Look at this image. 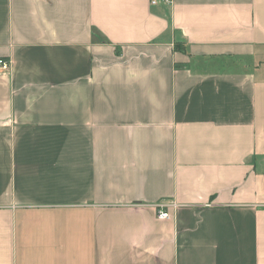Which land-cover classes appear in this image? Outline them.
<instances>
[{"label": "crops", "instance_id": "0c3cea01", "mask_svg": "<svg viewBox=\"0 0 264 264\" xmlns=\"http://www.w3.org/2000/svg\"><path fill=\"white\" fill-rule=\"evenodd\" d=\"M0 59V264H264V0H0Z\"/></svg>", "mask_w": 264, "mask_h": 264}, {"label": "built area", "instance_id": "2783aa9c", "mask_svg": "<svg viewBox=\"0 0 264 264\" xmlns=\"http://www.w3.org/2000/svg\"><path fill=\"white\" fill-rule=\"evenodd\" d=\"M172 0H151L152 5H159V4H171ZM9 68V63L5 59H0V70H7ZM164 205L157 206L158 218L161 220H168L170 215L168 212L164 211Z\"/></svg>", "mask_w": 264, "mask_h": 264}]
</instances>
